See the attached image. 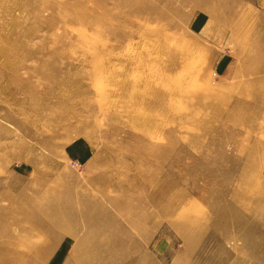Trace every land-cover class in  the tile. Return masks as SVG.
I'll return each mask as SVG.
<instances>
[{
	"label": "rangeland",
	"instance_id": "1",
	"mask_svg": "<svg viewBox=\"0 0 264 264\" xmlns=\"http://www.w3.org/2000/svg\"><path fill=\"white\" fill-rule=\"evenodd\" d=\"M202 3L0 0V264H264V29Z\"/></svg>",
	"mask_w": 264,
	"mask_h": 264
},
{
	"label": "crops",
	"instance_id": "2",
	"mask_svg": "<svg viewBox=\"0 0 264 264\" xmlns=\"http://www.w3.org/2000/svg\"><path fill=\"white\" fill-rule=\"evenodd\" d=\"M203 3L205 1L210 4V8L213 7L212 2H215V5H218V12L214 13L215 16L217 15L216 22L217 30L220 34L219 38H214L216 41H218L220 44L217 45L218 47H232L239 45V42L233 43V40L229 39L228 32L236 31L238 29H241V27L238 26L239 23V15L243 14V8L248 7L249 5L254 6L255 9L259 13L260 20L258 23L261 25L258 26L259 28L264 29V0H201ZM202 3V5H203ZM204 8H206V5L202 7V11H198L193 16L192 24L194 31H201L205 34H207V27L212 26V21L207 18L208 14L204 11ZM252 13V12H251ZM210 17H213L211 14H209ZM197 27V28H196ZM260 44L264 46V38L260 40ZM63 244V243H62ZM58 255L57 260L59 262L65 260L69 261L71 259V252L72 249L68 248L67 245L58 246L57 248Z\"/></svg>",
	"mask_w": 264,
	"mask_h": 264
},
{
	"label": "bare ground",
	"instance_id": "3",
	"mask_svg": "<svg viewBox=\"0 0 264 264\" xmlns=\"http://www.w3.org/2000/svg\"><path fill=\"white\" fill-rule=\"evenodd\" d=\"M99 93H101V92H99ZM105 107V106H104Z\"/></svg>",
	"mask_w": 264,
	"mask_h": 264
}]
</instances>
